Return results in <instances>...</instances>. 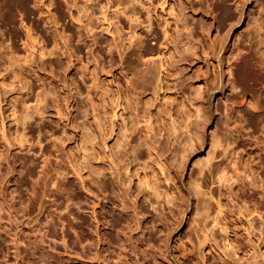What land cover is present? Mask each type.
Listing matches in <instances>:
<instances>
[{
	"label": "rangeland",
	"instance_id": "rangeland-1",
	"mask_svg": "<svg viewBox=\"0 0 264 264\" xmlns=\"http://www.w3.org/2000/svg\"><path fill=\"white\" fill-rule=\"evenodd\" d=\"M251 64L264 0H0V264H264Z\"/></svg>",
	"mask_w": 264,
	"mask_h": 264
},
{
	"label": "bare ground",
	"instance_id": "bare-ground-1",
	"mask_svg": "<svg viewBox=\"0 0 264 264\" xmlns=\"http://www.w3.org/2000/svg\"><path fill=\"white\" fill-rule=\"evenodd\" d=\"M239 70L245 72V78L243 81V84H245V88L249 91L256 92V95L251 96L250 98H248V96H242V99L237 104L246 105L250 109H255L257 108L258 104V100L255 98V96H259L258 89L263 85L264 79L261 77L260 73H258L255 64H251L247 68L244 66H240Z\"/></svg>",
	"mask_w": 264,
	"mask_h": 264
}]
</instances>
